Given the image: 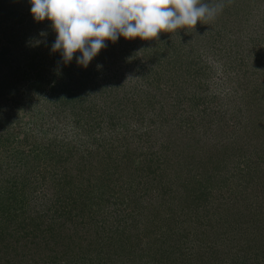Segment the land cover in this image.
<instances>
[{
    "label": "rangeland",
    "instance_id": "rangeland-1",
    "mask_svg": "<svg viewBox=\"0 0 264 264\" xmlns=\"http://www.w3.org/2000/svg\"><path fill=\"white\" fill-rule=\"evenodd\" d=\"M52 52L0 0V264H264V0Z\"/></svg>",
    "mask_w": 264,
    "mask_h": 264
},
{
    "label": "clouds",
    "instance_id": "clouds-1",
    "mask_svg": "<svg viewBox=\"0 0 264 264\" xmlns=\"http://www.w3.org/2000/svg\"><path fill=\"white\" fill-rule=\"evenodd\" d=\"M30 4L36 22L51 21L56 33L51 51L59 52L64 64L79 51L76 62L84 68L106 41L158 39L162 32L212 20L224 7L212 0H30Z\"/></svg>",
    "mask_w": 264,
    "mask_h": 264
}]
</instances>
